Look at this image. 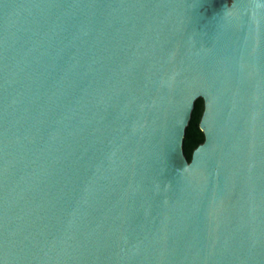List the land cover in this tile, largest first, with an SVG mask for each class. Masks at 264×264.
I'll return each instance as SVG.
<instances>
[{"label":"water","instance_id":"water-1","mask_svg":"<svg viewBox=\"0 0 264 264\" xmlns=\"http://www.w3.org/2000/svg\"><path fill=\"white\" fill-rule=\"evenodd\" d=\"M0 264H264V0H0Z\"/></svg>","mask_w":264,"mask_h":264},{"label":"trees","instance_id":"trees-1","mask_svg":"<svg viewBox=\"0 0 264 264\" xmlns=\"http://www.w3.org/2000/svg\"><path fill=\"white\" fill-rule=\"evenodd\" d=\"M203 111V100L198 98L195 101L191 118L185 129L183 139V150L188 160L191 158L192 151L204 140L203 132L199 128V121Z\"/></svg>","mask_w":264,"mask_h":264}]
</instances>
